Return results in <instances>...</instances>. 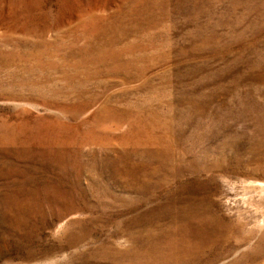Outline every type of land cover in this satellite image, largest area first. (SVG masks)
I'll list each match as a JSON object with an SVG mask.
<instances>
[{"label": "rangeland", "instance_id": "1", "mask_svg": "<svg viewBox=\"0 0 264 264\" xmlns=\"http://www.w3.org/2000/svg\"><path fill=\"white\" fill-rule=\"evenodd\" d=\"M0 264H264V0H0Z\"/></svg>", "mask_w": 264, "mask_h": 264}, {"label": "bare ground", "instance_id": "2", "mask_svg": "<svg viewBox=\"0 0 264 264\" xmlns=\"http://www.w3.org/2000/svg\"><path fill=\"white\" fill-rule=\"evenodd\" d=\"M111 107V106H110ZM116 108V107H115ZM100 112V111H99ZM107 112V111H106ZM127 113V112H126ZM121 114V113H120ZM100 115V114H99ZM156 115V114H155ZM78 116V115H77ZM105 117V116H104ZM158 117V116H157ZM104 119V118H103ZM114 119V118H113ZM112 119V120H113ZM95 120V118H94ZM143 120V119H142ZM158 121V120H157ZM162 121V120H160ZM155 123V122H154ZM157 123V122H156ZM129 124V123H128ZM104 125V124H103ZM138 125V124H137ZM157 126V125H156ZM135 127V126H134ZM146 127V126H144ZM143 127V128H144ZM155 128V127H154ZM160 128V127H159ZM147 129V128H146ZM162 129V128H161ZM108 130V129H107ZM110 130V129H109ZM141 130V129H140ZM151 132V131H150ZM61 133V132H60ZM64 133V132H63ZM108 133V132H107ZM106 133V134H107ZM166 133V132H165ZM101 134V133H100ZM90 135V134H89ZM123 135V134H122ZM143 135V134H141ZM140 135V137H141ZM148 135V134H147ZM150 135V134H149ZM157 135V134H156ZM17 136V135H16ZM39 136V135H38ZM42 136V135H41ZM146 136V135H145ZM153 136V135H152ZM50 137V136H49ZM56 137V136H55ZM70 137V136H69ZM94 137V136H92ZM128 137V136H126ZM143 137V136H142ZM30 138V137H29ZM87 138V137H86ZM104 138V136H103ZM117 138V137H116ZM147 138V137H146ZM161 138V137H160ZM169 138V137H167ZM139 139V138H138ZM150 139V137H149ZM164 139V138H163ZM33 140V139H32ZM35 140V139H34ZM40 140V139H39ZM63 140V139H62ZM115 140V139H114ZM119 140V139H118ZM158 140V139H157ZM57 141V140H56ZM108 141V140H107ZM13 142V141H12ZM21 142V141H20ZM41 142V141H40ZM142 142V141H141ZM151 142V141H149ZM148 142V143H149ZM155 142V141H153ZM173 142V141H172ZM152 143V142H151ZM159 143V142H158ZM17 144V143H16ZM128 144V143H127ZM142 144V143H141ZM162 144V143H161ZM110 145V144H109ZM86 146V145H85ZM169 146V145H168ZM167 147V146H166ZM49 150V149H48ZM107 150V149H106ZM114 150V149H113ZM137 151V150H136ZM181 151V150H180ZM162 152V151H161ZM160 153V152H159ZM158 153V154H159ZM182 153V152H181ZM44 154V153H43ZM100 155V154H99ZM166 155V154H165ZM152 157V156H151ZM161 157H163L161 155ZM168 157V156H167ZM34 158V157H33ZM183 158V157H182ZM128 159V158H127ZM167 159V158H166ZM175 160V159H174ZM49 163V162H48ZM136 163V162H135ZM179 163V162H178ZM192 163V162H191ZM122 164V163H121ZM193 164V163H192ZM184 166V165H183ZM159 167V166H158ZM189 168V167H188ZM17 169V168H16ZM156 170V169H155ZM214 171V170H213ZM154 173V171H153ZM125 178V177H124ZM132 179V178H131ZM173 180V179H172ZM146 181V180H145ZM172 185V184H171ZM254 185V184H253ZM170 192V191H169ZM11 197V196H10ZM189 199V198H188ZM183 200V199H182ZM187 200V199H186ZM181 201V200H180ZM190 201V200H189ZM189 201H186V202H183L182 204L185 205V207H181L178 212L176 211V216L179 218H177V223L179 222L178 225H176V230H175V227L174 229H171L170 232H166V233H162L163 236H173V235H176V237H174L175 239H177V244L178 246L175 244L177 250H178V254L180 256H186L188 253L190 254V251L189 250H192V249H188V248H192V246L194 248H196L197 245H201L200 242H197V241H193V240H190L191 237H194V234H206L205 232V228L204 226L201 224L202 222H205L207 219L202 220V221H198V219L196 220L197 218V212H199L196 207L193 205V203H188ZM48 202V201H47ZM182 202V201H181ZM180 204V203H179ZM171 206V204H169ZM174 205V204H173ZM168 206V205H167ZM182 206V205H181ZM197 206V204H196ZM166 207V206H165ZM173 207V206H172ZM171 208V207H170ZM178 208V207H177ZM148 209V208H147ZM165 209V208H164ZM177 210V209H176ZM79 211V210H78ZM161 211V210H160ZM170 211V209H169ZM208 211V210H207ZM165 212V211H164ZM171 212V211H170ZM167 213V212H166ZM203 213V212H202ZM200 214H201V211H200ZM205 215V214H204ZM212 216V215H211ZM210 217V216H209ZM200 218V217H199ZM175 226V225H174ZM210 226V225H209ZM152 227V225H151ZM206 227V226H205ZM152 229V228H151ZM150 231V229L148 230V232ZM160 233V234H161ZM124 235V234H123ZM152 235V234H151ZM161 235V236H162ZM97 236V235H96ZM154 236V235H153ZM157 236V235H156ZM160 236V237H161ZM200 236V235H199ZM92 237V236H91ZM201 237V236H200ZM137 239V238H136ZM170 239H173V238H170ZM165 240V239H164ZM207 240V239H205ZM221 240V239H220ZM152 242V241H151ZM176 242V241H175ZM180 244V245H179ZM150 245V244H149ZM169 246V245H168ZM181 246V247H180ZM228 246V245H227ZM147 247V246H146ZM150 247V246H149ZM170 247V246H169ZM120 248V247H119ZM156 248V247H155ZM175 248V247H174ZM198 248V247H197ZM112 250V249H111ZM134 250V249H133ZM167 250V249H166ZM174 250V249H173ZM107 251V250H106ZM198 251V250H197ZM145 252V251H144ZM175 252V251H174ZM177 252V251H176ZM129 254V253H128ZM138 254V253H137ZM209 254V253H208ZM157 257V256H156ZM155 257V258H156ZM195 257V256H194ZM145 259V258H144ZM202 260V259H201ZM139 261V260H138ZM160 261V260H159ZM174 261V260H172ZM180 261V260H179ZM199 261V260H198ZM155 262V261H154ZM177 262V261H176ZM190 262V261H189ZM218 262V261H217Z\"/></svg>", "mask_w": 264, "mask_h": 264}]
</instances>
